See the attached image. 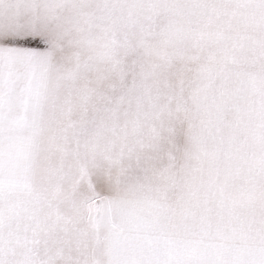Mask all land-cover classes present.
Listing matches in <instances>:
<instances>
[{"label":"snow or ice","instance_id":"1","mask_svg":"<svg viewBox=\"0 0 264 264\" xmlns=\"http://www.w3.org/2000/svg\"><path fill=\"white\" fill-rule=\"evenodd\" d=\"M0 264H264V0H0Z\"/></svg>","mask_w":264,"mask_h":264}]
</instances>
